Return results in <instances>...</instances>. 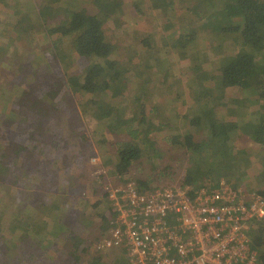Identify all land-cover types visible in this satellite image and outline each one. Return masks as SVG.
Wrapping results in <instances>:
<instances>
[{
    "label": "rangeland",
    "instance_id": "374dc122",
    "mask_svg": "<svg viewBox=\"0 0 264 264\" xmlns=\"http://www.w3.org/2000/svg\"><path fill=\"white\" fill-rule=\"evenodd\" d=\"M83 1L87 3L82 4ZM108 1L111 0H81L80 8L88 14L99 15L104 22V29L113 37L119 48L113 61L105 62L110 66L121 65L125 70L136 69L135 74H130V71L126 73L130 76L127 75L129 80L119 84L115 102L120 100L121 102L117 103L132 106L138 112L141 107L145 109L146 126L154 127L151 135L156 138L161 151V157L156 159L145 155L140 162L131 167L129 177L148 179L152 187L182 185L181 180L185 177L191 162L188 154L179 148L170 147L168 142L174 132L184 133L186 128L200 137L208 134L209 125L204 124L205 117L203 123L198 126L188 123L194 116L202 113L205 107L209 108L210 105L203 100L204 98L211 99L213 105L216 104L214 110L220 111L216 116L221 120L225 121L229 113H233L234 115L231 116L241 121L254 119L256 116V105L255 109L248 105L249 98L241 88L231 87L222 90L213 78L216 77L220 57L233 53L235 50L233 45L236 41L233 36L227 40L228 42L221 40L223 35L217 39L220 31L212 25H205L204 20L196 18L194 27L197 34H206L205 39L208 40L204 43L208 44L207 47L201 51V55L194 52L188 55L173 51L171 69L157 73L155 47L143 46L141 39L157 25L158 29H166L173 33L174 36L167 44V47L173 50L176 45L175 36L180 30L177 26L181 27L184 24L183 19L178 20L176 13L174 16L168 13L167 16L173 21H165L164 12L153 10L151 0H118L124 3V10L120 11L118 8L114 12L107 13V8L104 6ZM136 2L139 3V9L142 7L146 10L144 16L139 14L136 6L134 7L133 3ZM41 3L46 5L48 2L41 0ZM183 4H185L184 0H177L176 5L183 6ZM14 5L18 8V14H13ZM28 7H31V0L19 2L7 0L0 5V29L7 28L4 34L0 32V49L3 52L0 54V117L6 115L11 121H15L16 118L10 115L11 112L16 115L21 114L23 118L40 117L48 121V124L37 133H33L32 129L26 131L29 137L27 141L16 140L20 143L16 149L23 146L21 149L27 150L24 157L20 156L23 158L19 163L32 170L29 181L36 188H39L44 179L50 177L60 182L64 190L70 189V180L82 182L84 186H81V193L71 202L74 205L72 207L80 209L82 222H77L75 228L82 238V247H86L90 243L89 238H99L109 226L107 224V228L104 229L106 220L102 218V215L111 218V208L105 194L106 192L108 194L110 187L125 184L116 173V163L118 151L125 142L131 140V133L127 129L123 134H114L106 129L103 122L99 123L94 117L85 118L80 107V99H84L86 94L83 93L82 96L79 95L81 92L77 94L72 90L73 79L77 77L78 82L83 81L87 66L102 59L79 56L74 50L71 36L48 33L50 28L46 27L47 25L52 22L61 25L65 22L67 17L62 9L54 7L51 20L44 22L40 18L39 9ZM59 12H62L64 17H61ZM112 13H119V22L124 26L123 28L113 21L115 14ZM115 25L120 30L115 28ZM13 43L18 48L16 53ZM7 49H10L12 56H5L4 52ZM137 51H139L138 55ZM142 83L146 84L148 97L142 95V92H145ZM140 95L143 96L144 102L136 99ZM86 98L90 99V95ZM70 99H72L71 104ZM111 109L104 108L102 112L107 116ZM0 127L2 128L0 134L7 138H13L16 134L7 133L10 129L6 123H0ZM237 132L240 138L235 140V145L238 153L246 156L244 169H247L244 182L242 178L238 188L247 194L264 190V143L253 140L247 135L243 126H240ZM42 155L47 156L44 158ZM94 158H98L97 161H94ZM201 158L197 161L198 164L203 163L204 157ZM197 163L192 168L194 173H198ZM206 164L211 166V163ZM214 165L217 164L212 166ZM200 180H196L195 183L199 185ZM221 181L235 186L233 180ZM207 184L213 186L215 183L207 181ZM19 188L13 190L14 194ZM49 189H52L53 193L56 185L50 186ZM15 195L24 198L25 190L20 189ZM37 214L35 212L33 215ZM43 218L35 219L40 222ZM12 220L18 221V218ZM39 228L43 231L45 229L42 226ZM53 231L56 232L55 228ZM46 233L40 232L42 235H38V238L48 237ZM31 237L28 230H23L16 241V245L19 246L17 250L23 249L28 254L31 252L30 259L36 257V264H44L41 262L46 259L45 251L36 244L29 245L27 242ZM47 247V251L55 252L54 255L57 253L62 255V258L58 256L56 259L57 264H62L63 244L61 245L54 237L53 244ZM117 253L102 256L106 261H111L109 259L113 255L112 258L115 259L113 262L117 264L120 262ZM93 254L96 255V252ZM82 257L81 264H90L91 255L83 253ZM6 258H8L7 254L0 250V264H5ZM71 259L68 264H76Z\"/></svg>",
    "mask_w": 264,
    "mask_h": 264
},
{
    "label": "trees",
    "instance_id": "16d2710c",
    "mask_svg": "<svg viewBox=\"0 0 264 264\" xmlns=\"http://www.w3.org/2000/svg\"><path fill=\"white\" fill-rule=\"evenodd\" d=\"M16 1L19 2L20 0ZM42 1L48 3L42 5L41 0H31V7L28 8L39 9L40 18L44 22L51 20L54 7L62 9L67 17L61 25L52 22L46 26L50 28L48 30L50 35L71 36L74 50L79 56L102 59V61L87 66L83 81L78 82V78L75 77L72 83L74 87L71 86V88L77 94L81 92L79 95L86 94L84 99H80V107L85 118L94 117L99 123L103 122L106 129L114 134H123L125 130L129 129L131 140L125 142L118 151V162L116 163L118 177L125 183L135 181L142 190L154 188L150 185L148 179L129 177L131 167L140 162L145 155L151 159L161 157L157 140L151 135L154 127L146 126L147 116L143 107L138 112L132 106H123L121 103H117L121 102L120 100L115 102L116 93L120 88L119 84L129 80L130 76L126 74L128 71H130V74H135L136 69L129 68V70H125L121 65L110 66L105 62L113 61V57L119 48L113 37L104 29V22L99 15L88 14L80 8L81 0ZM184 1L185 4L181 6L176 5L177 0H151L153 10L164 12L165 21H173L172 18L167 16L168 13L172 16L176 13L178 20L183 19L184 21L181 27L177 26V29L180 30L175 36L176 45L173 50L167 47L170 38L174 36L173 33L168 32L166 29H158L157 25L141 39L143 46L155 47L154 58L157 62L155 64V66L157 65V73L171 69L170 66L172 67L173 64L171 54L173 51L188 55L194 52L201 55V51L208 45L204 43L208 38L205 39L206 34H197L194 23L196 18L197 20L202 19L205 21V25H212L220 31L217 39L221 35H223L221 40H226V42L232 36L235 39L234 52L225 57H220L217 74L213 78L222 90L231 87L241 88L249 98L248 105L253 108L256 105V109L254 108L256 116L254 119L241 121L239 118L231 116L233 113H229L225 117V121L221 120L216 116L220 111L214 110L216 104L213 105L211 99L204 98L203 100L209 103V108L205 107L202 113L194 116L188 123L189 125L198 126L203 123L202 120L205 117L204 124L208 123L209 125L207 126L208 134L205 137H200L190 131L191 129L186 128L184 133L179 134L177 132L176 134L174 132L168 144L172 148L183 150L189 156L191 164L187 168L185 177L181 180L182 185L187 184L198 187L199 185H207V181H211L215 183L211 187H217L220 186L222 179H226L227 181L233 180L235 184L233 187L238 188L244 182L247 169H244L246 156L239 154L235 145V140L240 138L237 129L243 126L247 135L253 140L264 143V0ZM6 2L7 0H0V5ZM83 3L86 4L87 2L83 1ZM133 4L139 10V14L144 16L146 10L142 7L139 9L138 2ZM123 5L124 3H120L118 0H111L104 7L107 8V13H110L118 8L123 11ZM64 6L68 8H63ZM13 8H15L13 14H18L17 6L14 5ZM59 15L64 17L62 12H59ZM118 15L119 13L115 14L113 21L120 28H123L124 26L119 22ZM143 16L139 17L142 18ZM117 25H115V28H118ZM5 30L7 28L0 29V32L4 34ZM12 42L14 41L12 40ZM13 47L16 53L18 48L16 45ZM10 49L5 50V56H12ZM2 53L0 49V54ZM142 86L145 87V92L143 91L142 95L148 97L149 91L146 84L142 83ZM88 95H90V99L86 98ZM142 95L136 99L144 102ZM44 96L46 97V94ZM69 103H72V99L69 100ZM104 108H112L107 116L102 112ZM127 112L130 114H126ZM10 115L15 117L16 120L11 121L6 115L0 117V123H6L10 129L7 133H16L14 139L0 134V250L8 256L5 259V264H36V257L30 259L31 252L28 254L22 248L21 251L20 249L17 250L19 246L16 245V241L23 230H28V233L32 235L27 242L29 245L36 244L38 248L45 251L46 259L41 262L44 264H57V257L62 258L59 253L56 256L54 255L55 252L47 251V245L53 244L54 237L59 240L61 245L63 244L64 260L61 261L62 264H68L71 258L76 264H81L83 253L92 256L90 264H116L113 262L115 260L112 258L113 255L109 259L111 261H106L102 255H111L117 252L120 256V262L117 264L122 263V255L118 249H98V244L107 236L108 228L106 225H109L110 221L104 215H102V218L106 220L104 229L107 228L105 232L99 238H89V245L82 247V238L75 228L77 222H82V217L79 214L80 209L72 207L74 205L71 202L75 196L81 193V186H84L82 182L70 180V189L64 190L60 182L54 181L50 177L44 179L39 188H36L29 181L32 170L20 165V159L24 157L27 150L25 148L21 149L23 146L16 149L20 144L16 140L27 141L29 137L26 135V131L32 129V131L34 130L33 133H37L43 126L45 127L48 124L46 118L44 120L40 117L32 119L25 116L23 118L21 114L16 115L11 112ZM133 127L135 128L132 129ZM1 132L2 128L0 127ZM42 156L46 158L47 155ZM200 156L204 157V161L198 164L197 161L202 159ZM213 158L215 159L213 160ZM196 163L198 173L192 171ZM206 163H211V166ZM213 164L217 165L212 166ZM242 178L243 181L240 182ZM199 179H201V183L197 185L195 181ZM55 185L56 189L52 193V189H49V187ZM16 187H20L18 190H25L24 198L15 195L18 190L14 194L13 190ZM255 192L264 195V190ZM107 195L106 192L105 198H107ZM35 212L38 214L33 215ZM15 217L18 218V221L12 220ZM38 217L44 218L38 222L35 219ZM31 218L34 219L31 220ZM39 226L44 227V231ZM248 226L250 245L257 253L259 264H264V216L261 219L253 220ZM53 228L56 232L53 231ZM40 232H47L48 237L40 236L38 238V235H42ZM94 252H96V255L93 254Z\"/></svg>",
    "mask_w": 264,
    "mask_h": 264
},
{
    "label": "built area",
    "instance_id": "2783aa9c",
    "mask_svg": "<svg viewBox=\"0 0 264 264\" xmlns=\"http://www.w3.org/2000/svg\"><path fill=\"white\" fill-rule=\"evenodd\" d=\"M107 198L111 218L98 249H118L120 264H259L248 225L264 216L262 194L226 181L146 190L130 181Z\"/></svg>",
    "mask_w": 264,
    "mask_h": 264
}]
</instances>
